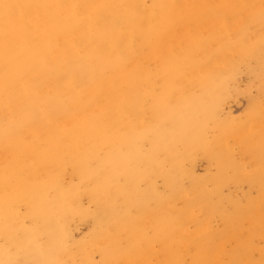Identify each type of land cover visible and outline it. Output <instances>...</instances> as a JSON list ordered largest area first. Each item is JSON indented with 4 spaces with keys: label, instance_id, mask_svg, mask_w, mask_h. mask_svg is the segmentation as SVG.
<instances>
[{
    "label": "bare ground",
    "instance_id": "1",
    "mask_svg": "<svg viewBox=\"0 0 264 264\" xmlns=\"http://www.w3.org/2000/svg\"><path fill=\"white\" fill-rule=\"evenodd\" d=\"M249 22L264 25V0H0V186L14 181L16 188L38 192L39 187L31 184L38 173L46 185H56L71 151L84 147L89 138H105L103 144L109 141L112 150L97 171L77 163L82 180L96 181L87 191L98 212L89 231L93 240L97 236L110 242L103 252L106 261L122 257L126 259L122 264H158L155 256H147L150 243L171 242L176 254L188 253V264H264V140L255 142L253 137L264 129V70L255 75L259 97L248 102L240 123L217 121L207 106L231 80L228 75L234 69L225 53L227 31L237 38L239 59L247 70L250 64L264 68V41L247 32ZM172 31L175 45L167 51ZM179 45L184 48L182 59L173 64ZM152 60L159 63L158 78L171 66L167 78L176 85L165 89L162 82L156 109L131 115L138 128L149 129L143 132L149 134L153 153L139 160L131 150L130 166L156 174L176 141H181V153L191 156L195 143L188 131L212 121L216 134L207 144L203 138L197 144L203 147L208 166H218V173L179 187L173 164L165 177L168 196L160 198L143 186L140 198H156L163 204L141 216L144 224L135 233L151 228L153 236L141 235L143 250L138 253L134 241L129 242L131 234L126 240L119 232L120 222L110 219V206L100 195L105 193L104 184L111 190L117 185L114 169L123 160L119 153L125 144L121 136L130 132L122 118L142 101L138 90L150 84L145 67ZM185 82L197 94L183 93ZM166 106L172 114L168 119ZM236 149L247 153L244 166L232 159ZM7 154L12 160L4 161ZM105 163L112 166L106 176L101 170ZM64 194L78 200L74 189ZM0 206L5 208V202ZM31 206L30 217L49 208L39 197ZM162 217L166 223L156 225ZM3 221L6 229V215ZM28 235L22 232L18 247L29 264H40ZM172 235L178 245L170 241ZM58 243L55 230H48L45 256L62 262Z\"/></svg>",
    "mask_w": 264,
    "mask_h": 264
},
{
    "label": "rangeland",
    "instance_id": "2",
    "mask_svg": "<svg viewBox=\"0 0 264 264\" xmlns=\"http://www.w3.org/2000/svg\"><path fill=\"white\" fill-rule=\"evenodd\" d=\"M248 33H255L257 36L264 41V25L254 26L253 23L249 22L245 28ZM242 30V29H241ZM240 30V31H241ZM220 29H217L219 32ZM175 32V31H174ZM166 39V50L169 51L174 47L175 42H172L173 34ZM230 31H227L225 36V50L227 57L229 58L231 65L234 69L232 74L228 75L231 80L225 81L224 86L218 92V95L207 104L208 109H213L214 115L217 117V121H230L235 125L243 121L244 112L247 109L248 102L250 100H257L258 84L255 79V75L258 74L264 68L259 66L254 67L250 64L249 71L248 66H244L240 59V53L237 50V38L231 35ZM258 37V39H260ZM256 39V42L257 40ZM260 41V40H259ZM177 54L173 60L174 63H179L182 59L181 52L183 51V45L175 47ZM251 63V62H250ZM241 67V68H240ZM255 68V71L251 70ZM145 69L150 74V84L138 90V96L142 99L141 102H136L133 112H125L122 118V122L125 124L127 129L130 131L129 134H122L124 145L120 147L119 156L122 158V162L115 164L114 169L115 181L117 185L111 190L112 186L105 187V193L101 196L100 200H103L104 205L110 206L111 217L120 222V231L129 237L130 241H134L136 252L140 253L143 250V242L138 241L141 235L146 238L153 236V230L151 228H145L143 232H139L140 235L135 232L139 230L140 225L144 224L139 221L141 216L146 211H155L156 208H161V202L157 201L156 198L146 200V198H140V193L143 191V186H147L152 194L163 198L168 196V188L166 185L165 177L169 176L172 172V165L177 166V175L179 179H175V186L186 187L188 183L194 179L202 180L204 178L211 179L218 173V166H208L207 160L204 157L203 147L198 145L200 139L203 138V145L207 144L211 138L216 134L214 130V122L208 121L203 126L196 127L188 133L193 135L194 145L191 156L186 157L185 153H181L179 144L181 141H176L172 147L168 148L167 162L159 163L158 172L156 174L148 173L142 167L135 168L130 166L129 157L131 156V150H135V156L140 160L147 158L153 153V148L150 145L149 134L144 133L149 129H140L136 126L134 117L131 115L146 113L149 114L152 110H155L157 104L162 99V89H171L175 87V83H171L168 74L171 72V66L166 68L167 74L161 78L157 77V71L159 70V63L148 62ZM198 69V68H197ZM205 79L207 83L210 82L208 76ZM162 82L166 85L163 88ZM264 82V76L262 82ZM182 91L185 94L193 93L197 94V89L190 87L188 82H185L182 86ZM172 101V100H171ZM171 104V103H170ZM166 119L170 117L171 108L166 106ZM185 117V116H184ZM200 120V116H197V121ZM216 121V122H217ZM187 121H183L182 126L186 125ZM200 133H198V131ZM137 139L138 142H133V139ZM255 142H262L264 140V129L257 131L253 134ZM92 139V138H89ZM87 140L84 147L88 150L84 151V147H78L77 150L71 151L68 155V159L60 167L61 174L56 181V185H46L44 177L41 173L34 174L31 179V184L39 187V191L28 189H20L15 187L14 181H10V186H0V202H5V208L0 209V260L2 264L10 262L11 264H29L24 255V250L18 247V240L22 238V232L28 231V244L39 256L40 264H122L125 263L126 259L120 257L119 259H111L106 261L104 259L105 246L109 245V241H101L96 236V241L93 240V235L89 231V228L93 224V219L98 213L94 203L90 201L88 196V190L93 187L96 183L94 178L81 179L83 173L82 167L77 163L81 161L88 170H96L101 163V159L112 150L111 144L108 141L103 144L105 138H96L94 141ZM125 140V141H124ZM114 142V141H113ZM63 143V142H62ZM247 147V146H246ZM250 147V145H248ZM63 148H61L62 150ZM232 159L234 162H238L244 166L245 163V150L236 149ZM240 153V154H239ZM24 156V155H23ZM244 156V157H243ZM240 157V158H239ZM241 159V160H240ZM12 160V154H7L4 161ZM239 160V161H238ZM22 161L24 159L22 158ZM244 162V163H243ZM141 163V162H139ZM105 167L102 168L104 176L111 172V165L105 163ZM98 173V172H97ZM96 173V174H97ZM174 173V171H173ZM164 174H167L162 177ZM68 188L76 191L77 199H73L68 194H64ZM181 189V188H179ZM18 193H15L16 191ZM37 197L49 207L48 209H42L39 214L33 213V217H30L32 210L31 204L37 200ZM70 197L71 203L68 204L67 199ZM4 209L7 213L4 214ZM19 212V213H18ZM8 219L7 225L3 228L4 216ZM166 218L162 217L157 220L156 225L166 223ZM182 221L185 222L184 217ZM167 225L172 228L171 222ZM140 226V227H139ZM48 230H55L58 234V245L57 253L58 256L62 255L64 261L59 262L56 258H46V233ZM136 236V237H135ZM10 237L12 239L10 240ZM115 238V237H114ZM122 239L120 236L118 237ZM173 238V239H172ZM137 239V240H136ZM100 240V241H98ZM123 245L124 240H120ZM170 241L174 245H178L174 236L170 238ZM155 242V241H154ZM155 243H150L147 249V256L156 257L158 264H188L189 256L187 252L175 253V247L172 246L171 242H166L165 246L162 244L158 246ZM170 246H169V245ZM152 246H154L152 248ZM69 247V248H68ZM70 249V250H68ZM177 251V248H176ZM181 253V254H180Z\"/></svg>",
    "mask_w": 264,
    "mask_h": 264
}]
</instances>
